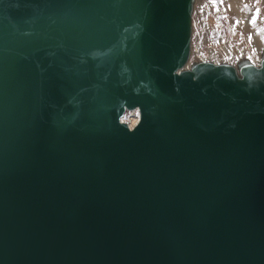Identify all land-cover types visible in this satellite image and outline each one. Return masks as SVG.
I'll return each mask as SVG.
<instances>
[{"label":"water","instance_id":"95a60500","mask_svg":"<svg viewBox=\"0 0 264 264\" xmlns=\"http://www.w3.org/2000/svg\"><path fill=\"white\" fill-rule=\"evenodd\" d=\"M204 1L0 0V264H264V1Z\"/></svg>","mask_w":264,"mask_h":264},{"label":"rangeland","instance_id":"374dc122","mask_svg":"<svg viewBox=\"0 0 264 264\" xmlns=\"http://www.w3.org/2000/svg\"><path fill=\"white\" fill-rule=\"evenodd\" d=\"M251 1L255 3V7H257L255 9H259V4L264 0ZM193 6L196 10L194 40L197 44L196 50L200 55L209 56L212 50L232 45L234 41L244 43L243 34L230 27L225 9L222 10L215 0H205L200 6V10L198 5Z\"/></svg>","mask_w":264,"mask_h":264},{"label":"bare ground","instance_id":"6f19581e","mask_svg":"<svg viewBox=\"0 0 264 264\" xmlns=\"http://www.w3.org/2000/svg\"><path fill=\"white\" fill-rule=\"evenodd\" d=\"M197 84L199 83L200 84V86H202V85H204V87L205 86H207V85H209V83H211V82H208V81H203V83L202 82H199V81H197L196 82ZM136 116V117H135ZM127 123H128V125L132 128V127H134V125L139 121V115H138V113L137 112H134V113H131L130 115H129V117L127 118Z\"/></svg>","mask_w":264,"mask_h":264}]
</instances>
